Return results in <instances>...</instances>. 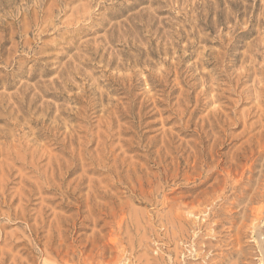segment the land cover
Here are the masks:
<instances>
[{"label": "rangeland", "instance_id": "obj_1", "mask_svg": "<svg viewBox=\"0 0 264 264\" xmlns=\"http://www.w3.org/2000/svg\"><path fill=\"white\" fill-rule=\"evenodd\" d=\"M0 264H264V0H0Z\"/></svg>", "mask_w": 264, "mask_h": 264}, {"label": "bare ground", "instance_id": "obj_2", "mask_svg": "<svg viewBox=\"0 0 264 264\" xmlns=\"http://www.w3.org/2000/svg\"><path fill=\"white\" fill-rule=\"evenodd\" d=\"M195 212L196 213H193L191 216L187 217V220H188L189 224L191 225V227L193 228V230L197 229L198 227H201L202 225H205V221L199 222V219L197 218V213L200 212V210H196ZM206 217L208 218L209 215L207 214Z\"/></svg>", "mask_w": 264, "mask_h": 264}]
</instances>
